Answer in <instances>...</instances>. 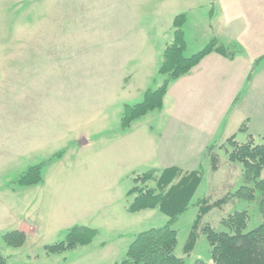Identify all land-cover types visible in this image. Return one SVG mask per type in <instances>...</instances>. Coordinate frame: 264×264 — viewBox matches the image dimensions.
<instances>
[{
	"label": "rangeland",
	"instance_id": "obj_1",
	"mask_svg": "<svg viewBox=\"0 0 264 264\" xmlns=\"http://www.w3.org/2000/svg\"><path fill=\"white\" fill-rule=\"evenodd\" d=\"M211 2L215 0H0V255L6 264H116L137 234L168 222L158 209L129 213L127 208L135 197L129 191L142 186L134 179L165 169L158 154L164 149L165 156H177L173 138H157L172 112H148L126 129L121 117L124 105L139 103L144 92L165 79L157 70L162 46L172 43L175 16L186 15V56L206 45ZM120 20L124 25L118 24L115 33ZM142 41L150 52L155 49L158 62L146 84L150 54ZM23 76L36 79L31 131L50 134L44 146L30 149L21 144L24 136H13L30 132L29 126L12 121L14 102L23 103L28 96L27 90L19 93L28 82ZM81 135L89 139L86 146L79 145ZM223 141L211 144L217 171H211L203 155L201 161L191 158L180 166L184 172L202 170L188 209L171 224L177 233L175 255L185 264L210 261L203 235L189 255L182 251L197 215L195 204L202 198L213 202L244 185L241 165L228 162ZM34 166H41V182L15 183ZM258 179H264V168ZM234 211L247 212L245 231L252 230L262 222L264 199L259 192L251 202L235 199L210 211L202 224L225 231L220 220ZM16 222L22 225L19 230ZM73 227L96 233L89 244L48 253L47 247L65 242ZM11 231L24 234L20 247L3 241Z\"/></svg>",
	"mask_w": 264,
	"mask_h": 264
},
{
	"label": "trees",
	"instance_id": "obj_2",
	"mask_svg": "<svg viewBox=\"0 0 264 264\" xmlns=\"http://www.w3.org/2000/svg\"><path fill=\"white\" fill-rule=\"evenodd\" d=\"M186 15L180 14L173 18L172 43L164 47L157 70L158 75L166 76L162 84L155 90H147L142 101L132 106L124 105L121 127L126 129L130 124L151 111H159L163 105V98L168 87L177 79L184 77L195 68L200 61L211 53H217L232 60L237 55L243 54V49L232 44L227 47L212 38L200 51L190 56L185 55L186 42L182 27ZM252 72L248 74L250 80ZM237 98L231 108L235 107ZM245 122L240 126V131H246ZM227 160L230 163L241 165L244 185L234 193L227 192L223 197L213 202L209 198H202L195 204L197 215L191 226L183 247V254L189 255L200 235H203L209 245L210 261L208 263L195 260L193 264H264V216L262 222L254 229L245 231L249 216L246 211H234L221 218L220 224L225 231L217 232L208 224H202L203 218L213 209H221L234 201L243 199L251 202L255 192H259L264 199V179H258L264 168V137L256 143L253 137L239 143L230 137L225 140ZM229 147V149L227 148ZM214 145L206 148L203 158L208 161L211 171L218 169V158L214 153ZM41 166L29 167L20 174L15 183L28 186L41 182ZM202 170L184 172L178 168H167L161 173L149 171L134 179L141 187L132 188L129 193L135 195L127 211L137 213L142 210L158 209L168 217V222L158 228H152L137 234L127 247L124 258L116 264H185L184 259L175 255L177 247V233L171 227L178 217L188 209V204L193 196ZM253 183L251 186L248 184ZM149 184H153L151 187ZM95 230L85 227H73L68 231L65 242H59L47 247L48 253H60L78 245L89 244ZM8 247H20L25 240L20 231H11L2 236ZM0 264H6L0 255Z\"/></svg>",
	"mask_w": 264,
	"mask_h": 264
},
{
	"label": "crops",
	"instance_id": "obj_3",
	"mask_svg": "<svg viewBox=\"0 0 264 264\" xmlns=\"http://www.w3.org/2000/svg\"><path fill=\"white\" fill-rule=\"evenodd\" d=\"M206 9L208 26L204 31L207 41L215 38L225 47L237 44L243 49V54L229 60L217 53H211L190 74L177 79L168 87L162 108L156 112L160 115L172 112V116H169L167 128L162 129V135L157 138L162 142L164 139L173 138L171 149L176 151L177 156H165L164 149L158 154L157 159L165 169H180L184 163L186 167V161L191 158L201 161L206 148L220 139L223 141L232 137L243 143L251 136L257 143L264 137V0H215ZM118 24L124 25V22L120 20L116 24L115 33L118 31ZM89 26L91 31V24ZM165 46L166 44L162 49ZM147 52L150 57L143 84L153 78L158 64L155 61V49L150 52L147 47ZM250 72L251 78L247 81ZM21 80L18 79L20 82ZM23 80L28 82L20 87L23 90H19V93L27 90L28 96H23V103L14 102L12 121L15 124L16 119L19 125L29 126L30 132L13 136H24L21 144L30 149L44 146L50 134L31 131L36 119L33 97L36 93V79L23 76ZM145 88L147 87L142 90ZM236 98L237 103L231 108ZM244 122L247 129L240 131L239 128ZM79 138L80 146L89 144L85 135ZM166 147H170L169 143ZM180 156L184 158L183 161ZM15 226L19 230L22 225L16 222Z\"/></svg>",
	"mask_w": 264,
	"mask_h": 264
}]
</instances>
